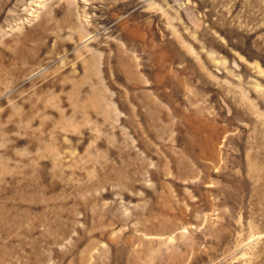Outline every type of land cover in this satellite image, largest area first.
<instances>
[{
  "label": "rangeland",
  "instance_id": "obj_1",
  "mask_svg": "<svg viewBox=\"0 0 264 264\" xmlns=\"http://www.w3.org/2000/svg\"><path fill=\"white\" fill-rule=\"evenodd\" d=\"M0 264H264V0H0Z\"/></svg>",
  "mask_w": 264,
  "mask_h": 264
}]
</instances>
